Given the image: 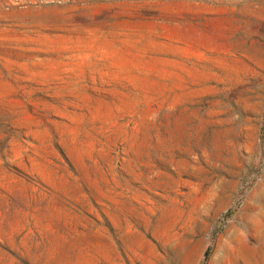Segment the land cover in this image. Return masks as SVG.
I'll use <instances>...</instances> for the list:
<instances>
[{"label": "rangeland", "instance_id": "1", "mask_svg": "<svg viewBox=\"0 0 264 264\" xmlns=\"http://www.w3.org/2000/svg\"><path fill=\"white\" fill-rule=\"evenodd\" d=\"M0 264H264V0H0Z\"/></svg>", "mask_w": 264, "mask_h": 264}]
</instances>
